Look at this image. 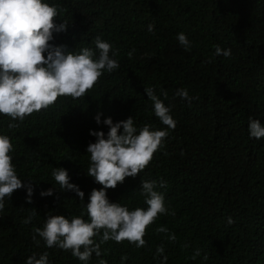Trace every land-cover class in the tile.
<instances>
[{
  "label": "trees",
  "instance_id": "16d2710c",
  "mask_svg": "<svg viewBox=\"0 0 264 264\" xmlns=\"http://www.w3.org/2000/svg\"><path fill=\"white\" fill-rule=\"evenodd\" d=\"M42 2L57 7L55 24H68L66 31L53 33L50 44L64 45L67 52L85 47L96 52L95 38L100 37L118 50L114 59L120 67L105 71L85 96H60L22 122L0 114V135L13 144L9 155L16 174L33 188L32 203L26 202V188L5 199L0 264H24L28 256L45 251L49 264H84L70 250L46 248L39 236L38 247L33 230L42 228L48 215L81 216L91 190L102 187L86 174V148L96 141L90 130L107 134L105 118L115 123L132 116L138 130L145 124L153 130L167 128L144 92L149 87L170 108L176 128L168 129L163 146L141 173L126 177L106 195L129 210L146 208L141 181L163 180L167 187L156 190L163 193L168 214L148 226L145 247L109 240L100 245L102 255L93 253L87 264L100 259L121 264L125 255L124 264H161V257L153 258L157 245L164 246L166 264H264V138H249L248 131L249 118L264 126V0ZM149 24L154 31H148ZM181 32L191 42L190 50L176 39ZM214 45L230 49L231 56L215 55ZM180 88L198 99L191 104L182 100L175 95ZM98 113L100 124L94 119ZM9 123L19 127L10 129ZM54 168L67 170L69 183L84 192V201L60 189L51 175ZM47 189L53 194L41 196ZM33 210L36 216L23 224ZM229 216L235 221L231 225ZM82 218L89 222L86 213ZM161 226L176 235L174 242L168 233L156 231ZM102 232L93 237L96 243ZM197 249L200 255L193 260Z\"/></svg>",
  "mask_w": 264,
  "mask_h": 264
},
{
  "label": "clouds",
  "instance_id": "9594fccd",
  "mask_svg": "<svg viewBox=\"0 0 264 264\" xmlns=\"http://www.w3.org/2000/svg\"><path fill=\"white\" fill-rule=\"evenodd\" d=\"M57 15V7L42 0H0V114L10 117L12 121L22 122L34 112L47 109L60 96L81 98L94 87L105 71L112 73L120 67L118 60L114 59L118 50L113 51L112 45L100 37L95 38L96 52L87 47L79 53L67 52L64 45L50 44L53 33L64 32L68 26L66 22L55 24L53 21ZM147 28L149 32L154 31L152 24ZM176 39L185 50H190L191 42L183 32L178 33ZM213 47L215 55L231 56L230 49H221L219 45ZM134 51L128 53L129 57ZM94 56L96 59H93ZM144 92L152 103L155 116L167 128L153 130L151 125L145 124L138 130L130 116L115 123L111 117L105 118L103 124L108 127L106 135L103 131L90 130L89 134L96 141L86 148L90 154L86 174L102 187L91 190L81 216H73L69 220L63 215H48L42 228H34L32 239L38 247L40 240H37V236L44 241L46 248L70 250L73 257L87 264L93 253L97 257L102 255L100 245L109 240L117 244L127 241L138 249L145 247L144 236L148 226L159 215L168 214L164 195L156 190L157 187H167L163 180L159 184L155 180L141 181L140 195L144 197L146 208L129 210L127 206L109 202L106 195L107 189H115L118 184H123L126 177L134 178L141 173L151 162L154 153L163 146L162 142L169 135L168 129L176 128L170 108L165 106L154 88H146ZM161 95L167 99L165 90L161 89ZM175 95L189 104L193 99H198L189 96L186 88L177 89ZM94 119L97 124L101 123L99 113ZM8 127L17 128L19 124L9 123ZM248 131L249 138H264V126L259 119L249 118ZM12 151L10 138L0 135V211L5 208V199L9 200L13 192L21 188L27 190L26 202L32 203L33 188L18 178L12 156L9 155ZM51 175L60 189L73 191L80 201H84V192L77 185L69 183L67 170L54 168ZM52 194V189L40 193L41 196ZM85 213L89 222L82 218ZM36 214L33 210L22 223H31ZM226 219L228 225L235 222L231 216ZM101 230V240L96 243L93 237L100 235ZM156 231L168 233L163 226ZM168 239L174 242L176 235L168 233ZM164 251L163 245H157L153 256L154 259L161 257V264H166L168 259ZM199 255L197 249L191 259L195 260ZM127 259L126 255L122 256L121 264ZM24 264H49V254L45 251L38 257L30 255ZM99 264H107V261L100 259Z\"/></svg>",
  "mask_w": 264,
  "mask_h": 264
}]
</instances>
